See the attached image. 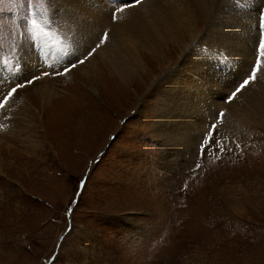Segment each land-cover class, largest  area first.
<instances>
[{
    "label": "rangeland",
    "instance_id": "rangeland-1",
    "mask_svg": "<svg viewBox=\"0 0 264 264\" xmlns=\"http://www.w3.org/2000/svg\"><path fill=\"white\" fill-rule=\"evenodd\" d=\"M231 3L229 22L256 19L259 47L264 22ZM50 4L0 0L2 66L15 67L10 59L16 50L20 62L25 44L34 53L30 35L36 44L50 29ZM51 28L67 55L44 59L56 64L42 69L60 76L43 75L39 53L35 68L20 62L14 82L0 76V99L22 85L0 111V264H264V125L223 128L216 113L192 156L171 154L158 109L161 84L183 53L172 49L162 67L146 59V75L124 83L96 48L81 54L83 36ZM13 99L37 113L34 125L25 115L28 132L10 125L4 108Z\"/></svg>",
    "mask_w": 264,
    "mask_h": 264
},
{
    "label": "bare ground",
    "instance_id": "bare-ground-1",
    "mask_svg": "<svg viewBox=\"0 0 264 264\" xmlns=\"http://www.w3.org/2000/svg\"><path fill=\"white\" fill-rule=\"evenodd\" d=\"M226 1L233 6L239 3L242 6L239 12L249 8L255 18L264 8V0H50V29L38 39L37 50H40V58L49 62L53 56L61 55L56 43L51 42V26L66 38L83 36L81 54L86 57L96 48L124 83L139 76L140 71L146 75L149 71L144 68L146 59L162 67L169 51L183 53L175 76H167L161 84L163 99L158 109V125L168 151L187 158L192 156L197 138L200 141L204 125L209 119L214 120L216 113L220 116L216 124L223 128L246 129L251 128L253 122L264 125V55L261 51L264 42L258 47L260 27L256 19L251 22L245 15L241 20L229 22L227 17L231 14L223 12ZM223 16L229 24L223 22ZM96 35L97 42H89ZM44 44L49 47L45 48ZM196 46L198 48L192 50ZM138 47L155 56L141 54ZM258 48L260 54H256ZM27 49L26 44L21 46L24 54L20 62L35 68L38 52L30 53ZM188 50L191 52L186 55ZM5 65H8L9 75L3 73ZM5 65L0 64V76L13 77L11 74L17 72L15 67L8 61ZM240 83H243L241 89ZM10 103V107L4 108L11 117L10 125L20 128L19 132H28L21 125H25L27 117L31 125L35 124L31 122L37 114L30 108L33 105L26 100L13 99Z\"/></svg>",
    "mask_w": 264,
    "mask_h": 264
},
{
    "label": "snow or ice",
    "instance_id": "snow-or-ice-1",
    "mask_svg": "<svg viewBox=\"0 0 264 264\" xmlns=\"http://www.w3.org/2000/svg\"><path fill=\"white\" fill-rule=\"evenodd\" d=\"M262 55H264V44L261 45Z\"/></svg>",
    "mask_w": 264,
    "mask_h": 264
}]
</instances>
